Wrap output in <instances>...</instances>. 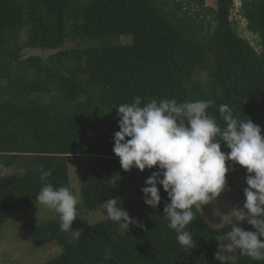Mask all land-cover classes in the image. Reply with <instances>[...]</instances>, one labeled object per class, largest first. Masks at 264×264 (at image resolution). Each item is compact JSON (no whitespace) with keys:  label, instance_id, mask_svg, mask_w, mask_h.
Wrapping results in <instances>:
<instances>
[{"label":"trees","instance_id":"obj_1","mask_svg":"<svg viewBox=\"0 0 264 264\" xmlns=\"http://www.w3.org/2000/svg\"><path fill=\"white\" fill-rule=\"evenodd\" d=\"M215 4L216 9L207 0H0V81L8 82H0V164L6 170L25 167L24 174L0 176V225L37 206L43 186L38 169H52L48 182L69 187L70 157L92 160L81 186L89 211L118 196L143 224L127 233L108 220L82 229L78 240L61 231L60 221L37 227L31 233L36 247L62 250L48 264H220L218 234L201 211L194 208L189 225L196 247L185 251L167 227L163 187L158 208L144 203L141 189L158 169L125 171L113 152L116 108L137 96L144 102L213 100L208 114L222 127L219 106L227 104L264 135V0ZM23 31L28 39L19 43ZM245 34L257 39L256 46ZM119 39L128 43H115ZM71 40L87 47L60 51L48 61L21 59L26 47L61 50ZM202 73L205 82L197 79ZM42 94H51V103L42 106ZM222 151L229 149L222 145ZM235 169L227 174L226 190L239 187L248 174L238 164ZM237 264L264 261L237 254Z\"/></svg>","mask_w":264,"mask_h":264},{"label":"clouds","instance_id":"obj_2","mask_svg":"<svg viewBox=\"0 0 264 264\" xmlns=\"http://www.w3.org/2000/svg\"><path fill=\"white\" fill-rule=\"evenodd\" d=\"M237 2V1H236ZM235 2V4H236ZM240 6H235L239 9ZM213 100L178 102L176 99H150L141 97L131 103L117 106L119 131L114 133L113 152L121 167L131 171L158 169L145 181L141 189L144 203L158 208L162 196L160 187L167 193L164 206L167 227L175 231L176 239L185 251L196 247L189 225L195 220V209L217 201L227 189V174L236 171L238 164L247 170L244 189L246 197L242 208H233L220 216L221 222L211 224L213 229H225L216 236L218 251L215 258L220 264H237V254L255 261H264V135L262 128L252 119L242 120L227 104L219 106L224 122L222 127L208 109ZM222 145L229 151H222ZM233 162L230 168L228 162ZM43 185L36 204L54 211L59 216L61 231L68 232L73 240L82 236L73 222L80 217L79 192L68 186L55 187L48 182L52 169L37 170ZM0 164V176L6 175ZM115 186V183L112 184ZM170 201V202H169ZM107 217L122 232L130 226L143 227L138 218L129 214L120 197L102 203ZM255 231L245 230L243 222ZM209 224V223H208ZM111 250H105L109 259Z\"/></svg>","mask_w":264,"mask_h":264},{"label":"rangeland","instance_id":"obj_3","mask_svg":"<svg viewBox=\"0 0 264 264\" xmlns=\"http://www.w3.org/2000/svg\"><path fill=\"white\" fill-rule=\"evenodd\" d=\"M215 3L216 0H207V6L210 8L216 9L217 5ZM236 5H240L239 1L236 2ZM241 27L244 28L242 25ZM245 36L251 40L253 46H256L255 41L257 39L255 37L247 34H245ZM27 39L28 34L26 31H23L20 35L19 43H24ZM118 42L125 44L126 42L128 43V40H126V42L122 39L115 41V43ZM85 47H87L86 44L74 40L67 41L61 50H43L26 47L22 51L21 59L26 60L30 57L38 56L43 58V60L48 61L50 57L55 56L60 51L76 50ZM197 79L205 82L207 76L202 73L197 76ZM0 82L4 86L8 84L7 80H1ZM38 97L41 100L42 106L51 103V94H42L38 95ZM36 98L37 97L34 96V99ZM91 161L90 157L68 158L69 187L78 191L80 198V217H77L73 222L74 229L82 230L110 220L102 206L96 211H89L86 208L84 199L81 195L82 177L85 170L91 164ZM228 164L230 168L233 166V162L231 161H229ZM24 170V166L8 168L7 176L24 174ZM240 183L241 185L239 187L224 191L220 197L217 198L216 202L204 205L199 209L211 228V224H218L221 222L220 216L215 214L217 210L221 215H224L228 214L233 208L243 207V203L246 199L244 189L248 187L246 184V178L242 179ZM58 221V214L43 206H40L39 210L37 205L36 207L26 210L18 217L5 222L4 225H0V264H48L55 260L61 254L62 250L56 245L51 244L36 247L33 243L31 233L32 230L37 227L56 223ZM246 225H249L246 221L241 224L242 227ZM225 229H213V231L217 232L218 235H223L226 233V231H224Z\"/></svg>","mask_w":264,"mask_h":264}]
</instances>
